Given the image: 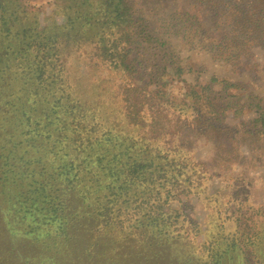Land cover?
<instances>
[{"label": "trees", "instance_id": "trees-1", "mask_svg": "<svg viewBox=\"0 0 264 264\" xmlns=\"http://www.w3.org/2000/svg\"><path fill=\"white\" fill-rule=\"evenodd\" d=\"M170 1L53 0L63 22L40 26L39 9L0 0V264L235 259L236 241L229 252L222 244L195 256L182 250L181 227L193 220L187 208L169 207L177 186L197 175L183 133L222 132L225 109L244 106L229 95L243 84L212 76L190 89L193 121L177 126L191 108L163 88L184 67L147 17ZM177 11L184 34L199 36L214 60L264 84V0H195ZM151 47L160 57L148 56ZM68 48L86 54L87 72L69 64ZM241 246L252 261L254 242Z\"/></svg>", "mask_w": 264, "mask_h": 264}, {"label": "rangeland", "instance_id": "rangeland-1", "mask_svg": "<svg viewBox=\"0 0 264 264\" xmlns=\"http://www.w3.org/2000/svg\"><path fill=\"white\" fill-rule=\"evenodd\" d=\"M23 1L31 7L39 9L40 26L52 22H63V18L59 14H55V9L52 7L53 0ZM194 3L195 0H171L165 9H156L151 13H147L148 21L153 30L168 43L169 51H172L176 57H180L179 63L184 67L178 75L169 76V81L163 88L167 98L174 100L177 104H185L191 108L187 111V115L181 114L178 127L185 121H193V101L187 94L194 84L204 85L215 74L237 78L228 65L214 60L209 51L198 46L199 36L194 37L193 33L184 34V29L180 26L173 12L174 9H177V12L186 11ZM155 52L160 57V52L153 47L148 49V56L151 57L150 54ZM259 55L261 54L259 53ZM65 57L69 64L77 66L81 72L88 71L89 65L85 60L87 58L86 54L68 48ZM154 58L155 56L152 57V62L155 63ZM169 68L172 70V67ZM146 70L150 71V68L147 67ZM247 76V73L242 75V80L246 79ZM145 78L148 79L147 76ZM134 81L135 84H140L135 79ZM149 81L148 79L147 82ZM148 87V90L151 91L154 85L149 84ZM173 111L171 110L172 114L168 112L166 117L170 116L175 119ZM248 112H246V115ZM177 134L180 135V133ZM177 134H173L172 139ZM182 137L185 140L186 138L193 140L189 131L184 132ZM247 164L248 162L244 161L239 169L236 166L234 169L237 170L232 169L228 172L233 178L236 177L235 179L243 182L242 172ZM262 170V166L251 170V178L246 185L247 187L245 185L241 187L242 184H239L240 188L235 187L237 189L225 185L227 180H223L220 185L219 178H212L213 183H210L206 175L204 178L195 175L194 177L197 179H192L193 181L188 187L184 183L179 184L176 189L177 199L171 201L169 207L171 209L187 208V212L193 220L191 223L186 221L181 227L182 236L185 238L181 240V249L186 252L190 251L195 256L201 255L203 251L209 248L208 246H215L216 248L222 244L229 252L231 242L236 241L237 246L235 249L230 248L229 253L231 256H235V259L229 261L225 259V263L264 264V171L261 172ZM261 176L263 177L260 178ZM234 192L238 198H236ZM254 231L257 234L251 237L250 235ZM245 237H250L255 247L250 253L252 261L248 263L244 261V253H247L245 252L247 250H242L241 246V241ZM240 258L243 260H240Z\"/></svg>", "mask_w": 264, "mask_h": 264}, {"label": "flooded vegetation", "instance_id": "flooded-vegetation-1", "mask_svg": "<svg viewBox=\"0 0 264 264\" xmlns=\"http://www.w3.org/2000/svg\"><path fill=\"white\" fill-rule=\"evenodd\" d=\"M230 69L232 70V68ZM245 73L248 76L242 80V75ZM233 75H236L237 78H229V76H220L218 74L213 76L219 79L228 77L230 82L239 81L243 84L241 85L242 89L229 90V95L232 94L230 100L239 98V101L244 106H234L225 109L223 123L226 128L222 132L210 127H202L201 129L193 127L189 131L193 139L191 141L193 142L192 149L197 175L201 178L206 175L210 183H213L212 178H219L220 185L223 180H227L225 185L231 188L239 187V184H242L241 187L246 186L251 178V170L262 166L263 170L261 172L264 171V121H256V119L260 118L262 120L264 118V84L260 85L255 82L248 70L241 72V74L233 73ZM219 88L220 86L217 89ZM196 90L200 93V90L197 88ZM249 92H253L258 98L254 100L248 99ZM246 112L249 114L247 113L246 115ZM255 130L257 132L254 134ZM244 161L248 162V164L244 169L242 168L243 182H240L235 179L236 177L233 178L228 170H232L236 166L239 169ZM235 189L233 190L236 192ZM236 198L238 197L236 196Z\"/></svg>", "mask_w": 264, "mask_h": 264}]
</instances>
